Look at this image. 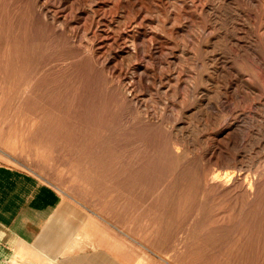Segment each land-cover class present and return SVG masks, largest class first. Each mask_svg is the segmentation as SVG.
Wrapping results in <instances>:
<instances>
[{
	"label": "rangeland",
	"instance_id": "374dc122",
	"mask_svg": "<svg viewBox=\"0 0 264 264\" xmlns=\"http://www.w3.org/2000/svg\"><path fill=\"white\" fill-rule=\"evenodd\" d=\"M0 161L139 264H264V0H0Z\"/></svg>",
	"mask_w": 264,
	"mask_h": 264
},
{
	"label": "crops",
	"instance_id": "0c3cea01",
	"mask_svg": "<svg viewBox=\"0 0 264 264\" xmlns=\"http://www.w3.org/2000/svg\"><path fill=\"white\" fill-rule=\"evenodd\" d=\"M143 255L51 182L0 161V264H139Z\"/></svg>",
	"mask_w": 264,
	"mask_h": 264
},
{
	"label": "bare ground",
	"instance_id": "6f19581e",
	"mask_svg": "<svg viewBox=\"0 0 264 264\" xmlns=\"http://www.w3.org/2000/svg\"><path fill=\"white\" fill-rule=\"evenodd\" d=\"M43 5H44V4H43ZM44 6H45V5H44ZM41 9H42V8H41ZM47 11H48V10H47ZM99 16H100V15H99ZM129 38H130V37H129ZM130 40H131V39H130ZM132 41H133V40H132ZM103 42H104V41H103ZM103 42H102V43H103ZM135 42H137V41H135ZM79 44H80V43H79ZM81 46H82V45H81ZM137 47H138V46H137ZM133 49H134V48H133ZM133 49H132V50H133ZM86 50H87V48H86ZM83 51H84V50H83ZM100 51H101V50H100ZM81 54H83V53H81ZM89 54H91V53H89ZM88 56H90V55H88ZM91 56H92V55H91ZM73 59H74V58H73ZM75 59H76V58H75ZM77 59H78V58H77ZM98 59H99V58H98ZM71 61H72V60H71ZM98 62H99V61H98ZM62 63H63V62H62ZM66 64H68V63H66ZM66 64H65V65H66ZM95 64H96V63H95ZM95 64L93 65V67L95 66ZM62 65H63V64H62ZM63 67H64V66H62V68H63ZM67 67H68V66H67ZM59 68H60V67H59ZM90 69H91V68H90ZM97 69H98V68H97ZM94 70H95V69H94ZM94 70H93V71H94ZM91 71H92V70H91ZM109 71H110V70H109ZM96 72H97V70H96ZM218 175H219V174H218ZM220 175H221V174H220ZM224 175H225V174H224ZM229 175H231V174H229ZM232 175H233V174H232ZM211 176H212V175H211ZM213 176H214V175H213ZM221 177H222V175H221ZM221 177H220V178H221ZM226 177H227V176H225V178H226ZM228 177H229V176H228ZM230 178H231V177H230ZM228 179H229V178H228ZM227 181H229V180H227ZM252 185H253V184H252Z\"/></svg>",
	"mask_w": 264,
	"mask_h": 264
}]
</instances>
